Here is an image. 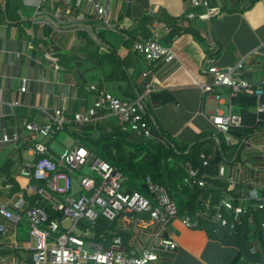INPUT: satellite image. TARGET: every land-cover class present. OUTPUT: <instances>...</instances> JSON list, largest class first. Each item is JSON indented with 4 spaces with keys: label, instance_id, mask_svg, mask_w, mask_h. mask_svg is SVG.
<instances>
[{
    "label": "crops",
    "instance_id": "0c3cea01",
    "mask_svg": "<svg viewBox=\"0 0 264 264\" xmlns=\"http://www.w3.org/2000/svg\"><path fill=\"white\" fill-rule=\"evenodd\" d=\"M96 1L106 9L114 29H97L96 9L88 0H74L71 4L0 0V207L15 214L23 215L36 203L35 195L27 189L28 179L22 175L27 163L36 158L25 123H50L58 109L85 111L96 96L89 89L91 85L127 99L141 95L124 96L118 87L126 82L106 77L117 56L141 92L150 85L156 94H173L171 102L152 101V114L184 153H192L191 145L197 137L207 138L194 153L198 156L204 150L213 156L209 138L215 130L211 116L226 114L231 107L236 110L226 87L221 89V101L212 93L203 94L201 85L212 82L204 72L208 63L232 67L244 60L243 78L255 86L263 83V58L253 52L264 44V0H201L221 10L205 19L200 16L208 9L195 6L192 0ZM157 26L168 28L159 42L171 48L175 56L150 65L134 50V44L156 37ZM102 31L105 32L99 38ZM22 87L26 91L22 92ZM117 126L115 121L109 122L104 132H112ZM161 137L159 143L169 148L167 138ZM232 137L233 143L226 138L231 146L225 152L227 161H221L217 171L203 167L212 190L205 200L210 197L217 203L225 194L233 195L237 201L264 197V135L249 137L251 142L244 143L240 150L235 146L238 140ZM55 142L56 139L51 143L52 150L62 153L66 148L58 152ZM175 162L172 156L163 160L165 165ZM0 224L7 227L6 235L0 239V264H34L28 220L23 217L15 225L0 211ZM112 224V234L122 236L123 248L129 253L140 254L156 246L164 236L175 240L178 248L161 250L157 264H231L241 251L243 260L249 257L247 246L240 247L223 237L211 238L204 228H189L180 219L171 221L165 230L160 222L141 225L130 216H121ZM253 228H258L257 224ZM94 232L98 239L104 236ZM87 240L105 244L106 239Z\"/></svg>",
    "mask_w": 264,
    "mask_h": 264
},
{
    "label": "built area",
    "instance_id": "2783aa9c",
    "mask_svg": "<svg viewBox=\"0 0 264 264\" xmlns=\"http://www.w3.org/2000/svg\"><path fill=\"white\" fill-rule=\"evenodd\" d=\"M54 1L71 4L74 0ZM88 1L96 9L94 20L98 23L97 29H114L106 9L96 0ZM192 3L208 9L200 18H210L221 13L219 8L210 7L206 1L192 0ZM167 30V27L157 26L156 37L139 40L134 44V50L150 65L163 59L171 60L175 56L171 48L159 42V37ZM253 53L262 56L261 66L264 68V44ZM244 68V60L232 67H223L215 62L208 63L204 72L212 77V82L201 85L203 94L212 93L221 101L223 87L230 89L231 97L244 91L257 96L258 112H264V80L262 84L254 87L243 78ZM89 89L96 96L85 111L71 113L65 108L58 109L50 123L32 121L24 124L31 133L32 149L36 158L27 163L22 175L28 179L27 189L35 195L36 203L27 208L23 215L15 214L4 206L0 207V211L15 225L23 217L28 220L34 264H157L161 250L174 251L178 248L175 240L164 236L156 246L140 254L129 253L123 248V238L119 234H113L112 237L102 236L101 239H106L105 244L87 240L98 238L93 233L95 227L85 226L82 221L95 225L100 219L113 223L121 216H133L141 225L160 222L165 230L171 221L180 219L185 226L198 229L211 213V198L203 200L204 209L195 214L180 216L171 188L148 178L152 199L138 191H129L125 183L126 177L116 167L95 157L75 138L73 145L62 153L54 152L51 143L61 132L81 134L86 127L98 126L100 122L111 117L120 129L136 132L147 140L161 142V135L153 130L147 119V101L154 93L150 85L135 99H127L105 88L98 89L96 85H91ZM21 91H26V88L22 87ZM14 104L18 105L19 102ZM232 109L231 107L226 114L211 116L214 135L224 134L229 143H233L231 130L242 124L241 115ZM250 142L249 139L245 140V143ZM201 159L204 166L209 165L205 152L201 154ZM210 181V177L199 169H187L185 182L192 188L206 187L210 185ZM6 187L10 189L11 184L7 182ZM255 212L264 213V197H257L255 201L246 198L236 203L233 195L225 194L214 208L213 221L219 228L235 229L242 225V216ZM53 213H60L61 216L52 217ZM144 214L149 216L144 217ZM66 220L71 222L68 228L62 226ZM250 224L255 225L253 219ZM75 226L82 231L80 234L74 231ZM261 226L264 228V222ZM6 233L7 227L0 224V239Z\"/></svg>",
    "mask_w": 264,
    "mask_h": 264
},
{
    "label": "trees",
    "instance_id": "16d2710c",
    "mask_svg": "<svg viewBox=\"0 0 264 264\" xmlns=\"http://www.w3.org/2000/svg\"><path fill=\"white\" fill-rule=\"evenodd\" d=\"M182 18L173 25V29L180 25ZM191 29H189L190 31ZM99 38H101V34ZM113 58V57H112ZM110 62V61H109ZM107 78L114 81H124L126 85H119L118 91L124 96L142 94L140 85L135 81V78L130 76L125 63L117 56L109 66ZM254 87H256L254 85ZM134 97V96H133ZM232 104L236 108L235 112L242 117V124L234 127L231 130V135L234 136L238 143L235 145L236 149L240 150L245 143V140L254 135H264V112H258V98L256 95L248 94L244 91L233 95ZM174 100L173 94L164 91L160 94L153 93L150 100L147 101L148 121L151 127L159 134L164 135L167 139L169 148L161 143L147 140L143 136H139L136 132L124 131L119 126L112 132H102L97 135H88L85 131L81 134L70 132L81 145L89 149L95 157L102 159L110 165L116 167L118 171L126 177V185L129 191H138L144 196L152 199L149 190L147 179L151 178L153 182L171 188V194L177 202L179 215L196 212L204 209V199L212 193L210 185L206 187L192 188L185 182L187 177V169L196 168L203 171V161L201 155L194 154L199 150L201 144L207 140L203 136L196 138L193 145H191L192 155L184 153L175 140L168 137L166 132L162 129L156 117L152 114V101L159 103H168ZM96 127V126H95ZM224 134L213 135L209 140L212 141L213 156L210 157L206 152L209 167L219 169L221 161H227L226 150L231 146L226 142ZM195 155V156H194ZM172 156L176 159L173 165H165L163 160H168ZM184 158L186 160H184ZM203 165V166H202ZM207 168V167H206ZM204 172V171H203ZM202 172V173H203ZM205 173V172H204ZM221 199V198H220ZM219 199V200H220ZM218 203V202H217ZM215 201L212 202V210L203 222L204 228L209 236L214 239H220L237 244L240 247L247 246L248 260L242 259L243 252L231 264H264V228L261 223L264 221V213L255 212L242 216V225L235 229L219 228L213 221L214 208H216ZM236 203H238L236 199ZM61 216L60 213H53L52 217ZM148 217L149 214H144ZM251 219L257 224L258 228H253L250 224ZM85 226L95 227L97 234L105 237H112V223L100 219L95 225L90 222L82 221ZM102 241L103 239H96ZM110 240V239H107ZM250 242H255L257 250L251 249Z\"/></svg>",
    "mask_w": 264,
    "mask_h": 264
},
{
    "label": "rangeland",
    "instance_id": "374dc122",
    "mask_svg": "<svg viewBox=\"0 0 264 264\" xmlns=\"http://www.w3.org/2000/svg\"><path fill=\"white\" fill-rule=\"evenodd\" d=\"M108 31V30H106ZM105 32V31H103ZM111 120H105L103 121L101 124H99L98 126H88L85 128V132L88 134V135H91V134H99V133H102L105 131V126L111 122V123H114L115 119L113 117L110 118ZM55 149L58 151V152H62L65 148L69 147L72 145L73 143V138L72 136H70L68 133L66 132H61L57 138H56V142H55ZM130 217H133V216H130ZM250 246H251V249H253L254 251L257 250V247L255 246V242H250L249 243Z\"/></svg>",
    "mask_w": 264,
    "mask_h": 264
},
{
    "label": "water",
    "instance_id": "95a60500",
    "mask_svg": "<svg viewBox=\"0 0 264 264\" xmlns=\"http://www.w3.org/2000/svg\"><path fill=\"white\" fill-rule=\"evenodd\" d=\"M70 224H71L70 220H66V221H64L62 223V226L64 228H68L70 226ZM74 231L77 232V233H79V234L82 232L77 226L74 227Z\"/></svg>",
    "mask_w": 264,
    "mask_h": 264
}]
</instances>
